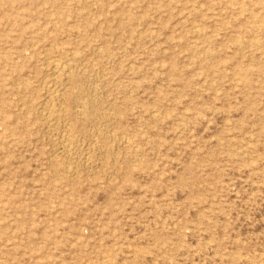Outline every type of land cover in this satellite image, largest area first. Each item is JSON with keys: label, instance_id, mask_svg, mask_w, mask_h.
Masks as SVG:
<instances>
[{"label": "rangeland", "instance_id": "1", "mask_svg": "<svg viewBox=\"0 0 264 264\" xmlns=\"http://www.w3.org/2000/svg\"><path fill=\"white\" fill-rule=\"evenodd\" d=\"M0 264H264V0H0Z\"/></svg>", "mask_w": 264, "mask_h": 264}, {"label": "bare ground", "instance_id": "2", "mask_svg": "<svg viewBox=\"0 0 264 264\" xmlns=\"http://www.w3.org/2000/svg\"><path fill=\"white\" fill-rule=\"evenodd\" d=\"M76 86V85H75Z\"/></svg>", "mask_w": 264, "mask_h": 264}]
</instances>
